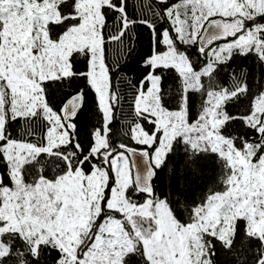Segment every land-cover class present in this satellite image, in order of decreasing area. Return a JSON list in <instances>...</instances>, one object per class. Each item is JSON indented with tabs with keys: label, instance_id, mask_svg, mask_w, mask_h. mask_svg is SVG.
I'll use <instances>...</instances> for the list:
<instances>
[{
	"label": "snow or ice",
	"instance_id": "6c2138e0",
	"mask_svg": "<svg viewBox=\"0 0 264 264\" xmlns=\"http://www.w3.org/2000/svg\"><path fill=\"white\" fill-rule=\"evenodd\" d=\"M0 264H264V0H0Z\"/></svg>",
	"mask_w": 264,
	"mask_h": 264
},
{
	"label": "trees",
	"instance_id": "16d2710c",
	"mask_svg": "<svg viewBox=\"0 0 264 264\" xmlns=\"http://www.w3.org/2000/svg\"><path fill=\"white\" fill-rule=\"evenodd\" d=\"M246 67L250 72L255 71L254 66L249 59L247 63H244L243 58H237L234 63V68L237 72L240 71L241 67ZM133 77L135 73H132ZM124 111H127L125 109ZM99 113L96 109V105L94 101L89 102L86 110L82 116V124L85 129V134H87V130L92 127V125L98 122ZM125 121L123 120L121 113L117 112L116 120L113 122L112 129H113V139L114 140H124L125 137L122 135V131L124 130ZM135 147H141L132 145ZM176 169L182 179L180 180L179 187L181 189H186L187 193L192 196H199L207 188L216 180V169L213 164L208 163L204 165L202 172L199 174H188L185 175L182 161L180 160L179 156L173 157V159L169 163V172L165 175L163 179V183L158 185V188H163L165 192L169 191V189L173 186L174 179L172 177V171Z\"/></svg>",
	"mask_w": 264,
	"mask_h": 264
}]
</instances>
